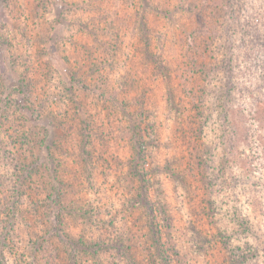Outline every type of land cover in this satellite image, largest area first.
Wrapping results in <instances>:
<instances>
[{"label":"rangeland","instance_id":"374dc122","mask_svg":"<svg viewBox=\"0 0 264 264\" xmlns=\"http://www.w3.org/2000/svg\"><path fill=\"white\" fill-rule=\"evenodd\" d=\"M234 5L239 14L230 0H0V75L11 89L29 74L48 97L30 122L0 131L9 264L32 262L35 237L51 229L35 211L53 176L64 181L63 207L102 219L85 225L72 212L62 232L82 251L76 264H132L131 254L163 264L151 253L153 213L168 264H264V0ZM231 43L232 65L221 70ZM33 155L50 170L41 167L46 181L21 202L5 162ZM16 205L25 210L7 246ZM54 242V262L73 263L66 242Z\"/></svg>","mask_w":264,"mask_h":264},{"label":"trees","instance_id":"16d2710c","mask_svg":"<svg viewBox=\"0 0 264 264\" xmlns=\"http://www.w3.org/2000/svg\"><path fill=\"white\" fill-rule=\"evenodd\" d=\"M230 7L232 9V12L237 13V11H234L235 5H234V0H230ZM234 13H231V16ZM239 14V13H237ZM238 20H240V17L238 16ZM247 28L252 26L250 24V21L246 24ZM233 37L231 38L232 43L238 42L237 35L235 33H232ZM254 39H257L255 37ZM232 43L230 44L228 48V54L229 56L224 58L223 65L221 67V70H225L228 66L232 65V60L234 59V53H233V48L231 47ZM206 51V49H205ZM236 57H239V55H236ZM153 63H155L154 58H150ZM197 62V61H196ZM197 64L199 66V63H195L193 65L194 69L196 70ZM209 66L210 71L215 68L216 66L210 65V63L204 67L201 65V72L207 69ZM220 71V69H218ZM77 72L73 71L71 72V79L75 77ZM192 78V77H191ZM38 81H36L34 78L30 77L29 74H25L19 79L18 83L15 85V87L9 89L6 84L4 83V80L2 76L0 75V131L2 133L3 130H6L9 128V125H6L9 123L11 120H18L21 117H23L26 121H31L36 115H35V110L36 114L41 112V106H38L39 104L42 103L44 108L46 107L45 105V100L48 99V97L42 96L40 97L39 95L36 94L35 87L38 86ZM65 90H69L71 93V97L75 96V93L72 91V88L66 87ZM44 94V93H43ZM17 95H20L23 100L25 101L24 107L26 111L30 112L27 115H23L21 113L22 106H21V101H18L16 98ZM26 98V100H25ZM64 113H67L66 111ZM40 115H38L37 120H40ZM62 122V121H61ZM35 128V127H33ZM31 130V127H29ZM32 134L31 131L27 130V134ZM27 134L25 136H27ZM32 140V135L30 136ZM85 138L89 140V135L86 134ZM28 139V137H27ZM138 143V142H137ZM144 140L141 139V143H138V149L136 151V161H137V166H140V162L144 154H147V147L144 145ZM50 152V147L47 148ZM48 152V151H47ZM91 155L90 157H87L90 159L91 164H93L94 157L92 159ZM38 156L33 155L32 159L30 162H25L22 160L21 156H18L16 158H8L7 161L5 162L8 165L13 166V172L12 174L6 173V178H9V182L11 184L14 183V194L15 196L18 195V199L23 202L26 198H32L30 196H33V191L32 189H38V186L36 185L37 178L46 181L44 176L39 175V171L41 167H44L45 170L49 169V166H44L42 164H38ZM140 160V161H138ZM13 164V165H12ZM48 164V163H47ZM146 166V165H145ZM145 166L143 167L145 170ZM173 170V166L171 171ZM143 173V172H142ZM91 175V172L89 173V176ZM16 179V180H15ZM2 180V177L0 176V182ZM180 182H182L181 179ZM56 181L57 184L54 182ZM53 182V183H52ZM2 184V182H1ZM51 187L48 190V195L46 197L47 203H40L37 205V211L35 213L39 214L46 220V223L50 225L51 229H48L47 232L44 233L43 238L40 236H36L34 241H33V246H36L35 250L36 252L38 251L39 254L36 252H30L32 255V262H27L26 264H44L43 261H45V264H58L54 262L55 258L57 259L58 253L54 250L55 247V242L54 239L57 240V242H66L64 243L66 248H70L72 252L75 254L73 257L70 259L72 260L73 263H66V264H76L75 261L81 258L82 251L79 252V250H76L75 246L72 245L73 243L71 242L69 235H64L62 231H64L65 228L70 226V221L73 218V214H75V217H78L80 214L81 218L78 217L80 220L83 221L85 225H91L94 222H101L102 219L99 216V212L95 208H86L84 205L80 206V209L77 211H74V208L71 207L70 209H66V207H63L65 205V202L67 200V192L65 190L64 186V181L59 179L58 176H53V179L51 177L50 181ZM33 186V187H32ZM46 185H44L45 187ZM37 202V200H36ZM25 210L23 209L22 205L21 206H11L8 208V216L11 218V226H9L10 230L6 227V235L3 237L5 244L8 246L9 243H7L9 236L13 232L14 229H16V219L18 216L19 211ZM68 211V213H66ZM73 212V214H72ZM38 215V216H39ZM158 218L153 213L150 217V233L151 236L149 239L151 242L153 241L154 244L151 247L153 251L151 252L152 254H155L157 259L163 263V264H168L166 261V258L164 256L165 250L161 249V226L159 225V222H157ZM4 232V231H3ZM2 232V234H3ZM35 236V234H34ZM2 238V239H3ZM32 245V244H31ZM95 245L98 246L99 248H103L100 243L95 242ZM132 246V245H131ZM134 246V245H133ZM174 248V247H173ZM201 249L203 247H200ZM175 249V248H174ZM176 250V249H175ZM69 251V249H68ZM83 252L88 253V254H93V256L99 255L100 252L99 249L93 250L92 248L86 247L83 249ZM7 251L4 249V247L0 248V264H9L8 262V254L6 255ZM80 254V255H79ZM131 257L133 258L132 264H144L142 260L140 262L136 260L133 255L131 254ZM76 258V259H75ZM130 259V258H127ZM153 263L156 264H161L159 261L153 260ZM24 264V263H23ZM170 264V263H169Z\"/></svg>","mask_w":264,"mask_h":264}]
</instances>
